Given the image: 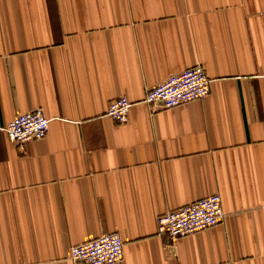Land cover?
<instances>
[{
    "label": "crops",
    "instance_id": "crops-1",
    "mask_svg": "<svg viewBox=\"0 0 264 264\" xmlns=\"http://www.w3.org/2000/svg\"><path fill=\"white\" fill-rule=\"evenodd\" d=\"M197 63L207 96L145 100ZM37 107L46 135L10 141ZM212 193L217 225L159 232ZM112 231L116 264H264V0H0V264H80L70 247Z\"/></svg>",
    "mask_w": 264,
    "mask_h": 264
},
{
    "label": "built area",
    "instance_id": "built-area-1",
    "mask_svg": "<svg viewBox=\"0 0 264 264\" xmlns=\"http://www.w3.org/2000/svg\"><path fill=\"white\" fill-rule=\"evenodd\" d=\"M210 77L202 64H195L178 73L170 74L163 81L149 87L145 100L162 108L201 99L210 92ZM131 101L126 95L109 102L107 114L118 122L129 119ZM50 126V119L42 107L17 114L6 127L10 141L24 143L43 138ZM222 198L212 193L181 207L168 209L157 215L160 233L171 239L195 233L217 225L224 217ZM125 242L119 232H105L92 239L74 244L69 256L80 264H116L123 259Z\"/></svg>",
    "mask_w": 264,
    "mask_h": 264
}]
</instances>
